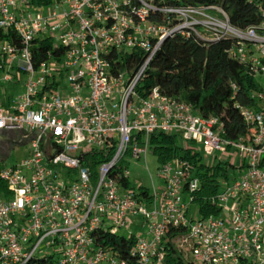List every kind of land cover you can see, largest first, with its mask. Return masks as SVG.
I'll list each match as a JSON object with an SVG mask.
<instances>
[{
	"label": "built area",
	"instance_id": "built-area-1",
	"mask_svg": "<svg viewBox=\"0 0 264 264\" xmlns=\"http://www.w3.org/2000/svg\"><path fill=\"white\" fill-rule=\"evenodd\" d=\"M167 1L0 0V129L42 130L20 166L0 168V264H27L43 250L54 264H166L170 226L187 230L182 242L195 264H264V20L238 30L219 9ZM34 4L45 13L28 11ZM60 4L67 8L58 11ZM197 27L214 40L234 39L231 54L260 82L257 109L239 107L251 126L246 137L224 138L218 118L158 87L138 92L163 43ZM43 41L51 45L45 52ZM154 133L201 144L216 162L240 159L243 172L219 179L208 200L219 215L189 216L186 199L194 202L200 180L188 160L162 164V188L152 195L130 188L124 158H145ZM137 216L144 238L125 234ZM96 232L132 238V260L98 245Z\"/></svg>",
	"mask_w": 264,
	"mask_h": 264
},
{
	"label": "trees",
	"instance_id": "trees-1",
	"mask_svg": "<svg viewBox=\"0 0 264 264\" xmlns=\"http://www.w3.org/2000/svg\"><path fill=\"white\" fill-rule=\"evenodd\" d=\"M35 1V0H34ZM43 2V1H42ZM170 6L213 7L221 10L228 24L238 30L259 29L264 12L262 0H168ZM216 13L215 10H210ZM219 18H223L220 14ZM236 41L230 36L214 40V34L204 28L187 29L183 34L169 37L156 53L144 78L138 86L141 97L158 87L170 97L192 105L194 112L203 118H218L223 126L224 138L237 140L250 134L239 107L256 110L258 102L253 94L261 85L248 62H241L231 54ZM51 45L41 42L39 48L45 52ZM41 60H44V54ZM131 56L141 61V54L134 51ZM150 151L162 164L176 159L188 160L195 166V175L200 180V189L193 203L199 208L201 217L219 215V209L208 201L219 191L218 180L230 179V171L236 167L227 162H216L207 166L201 154L183 146L180 137L172 134L154 133L150 140ZM127 186V182H123ZM188 236L183 226H170L164 238L166 264H195L184 256L178 243ZM95 242L114 257L132 260L133 239L109 233L94 234ZM178 242V243H177ZM186 244V243H185ZM186 252L189 251L187 244ZM27 264H54L52 258H34Z\"/></svg>",
	"mask_w": 264,
	"mask_h": 264
},
{
	"label": "rangeland",
	"instance_id": "rangeland-1",
	"mask_svg": "<svg viewBox=\"0 0 264 264\" xmlns=\"http://www.w3.org/2000/svg\"><path fill=\"white\" fill-rule=\"evenodd\" d=\"M67 7L63 4L58 5L57 10L62 11ZM27 10L32 13H45V9L39 8L36 4L32 6H28ZM225 25L224 23H221ZM256 52V51H255ZM261 83H264V78H259ZM11 94V93H10ZM183 146H188L189 148L194 149L197 153L201 154L202 161L208 163L209 166H212L216 163L212 156H207L204 153L203 147L201 144L194 143H185L182 142ZM30 146L28 143L22 145H13L8 150L7 154L0 160V168H10L13 166H20L24 159H26L30 155ZM220 157V154H216ZM218 157V158H219ZM223 158V157H222ZM233 160V159H229ZM230 161V162H231ZM123 168L127 169L129 172L128 183L131 189L138 190V187H143L147 189L150 195L153 194V189L162 188V180L158 176V170L161 168V163L158 161L157 156L152 154L151 151L148 152L147 156H141L138 159H134L133 157L126 155L124 161L122 163ZM175 165V163H174ZM241 165V161L239 158L234 159V166L236 169L230 171V179L229 182L234 181V179L238 178L240 173L243 171L238 169ZM187 204L189 205V216L192 219L200 218L199 208L196 203H189L188 198L186 199ZM144 208L148 210L151 209L146 204H143ZM143 219L141 216L133 217L129 223L127 224V228L125 230V234L128 236L129 232L132 233L136 238H144L147 233V226L143 223ZM178 243V242H177ZM178 249H181L184 253V256L193 261V257L189 252H186V244L183 242H179ZM43 248H40L42 250ZM47 251L43 250V253H37L35 258H43L46 256Z\"/></svg>",
	"mask_w": 264,
	"mask_h": 264
},
{
	"label": "water",
	"instance_id": "water-1",
	"mask_svg": "<svg viewBox=\"0 0 264 264\" xmlns=\"http://www.w3.org/2000/svg\"><path fill=\"white\" fill-rule=\"evenodd\" d=\"M42 131L35 129L28 134L22 129H0V160H3L11 146L22 145L36 138L34 132Z\"/></svg>",
	"mask_w": 264,
	"mask_h": 264
}]
</instances>
